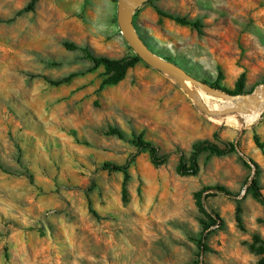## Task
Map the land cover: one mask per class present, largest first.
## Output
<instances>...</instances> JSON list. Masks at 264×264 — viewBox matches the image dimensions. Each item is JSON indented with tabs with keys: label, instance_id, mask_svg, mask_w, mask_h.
Wrapping results in <instances>:
<instances>
[{
	"label": "rangeland",
	"instance_id": "obj_1",
	"mask_svg": "<svg viewBox=\"0 0 264 264\" xmlns=\"http://www.w3.org/2000/svg\"><path fill=\"white\" fill-rule=\"evenodd\" d=\"M119 1L0 0V264H258L264 202L252 178L264 194V107L252 119L207 114L144 60L101 86L108 67L93 69L88 50L136 54ZM132 21L151 50L199 79L235 95L264 86V0H147ZM140 139L169 160L154 164ZM207 139L233 150L203 151L198 171L182 173L180 152L190 159Z\"/></svg>",
	"mask_w": 264,
	"mask_h": 264
},
{
	"label": "trees",
	"instance_id": "obj_2",
	"mask_svg": "<svg viewBox=\"0 0 264 264\" xmlns=\"http://www.w3.org/2000/svg\"><path fill=\"white\" fill-rule=\"evenodd\" d=\"M157 11L161 16L171 18V19L176 20L180 23L189 24V25H192L196 28H199V26H200V23L198 21H194V20L188 19V18L183 17V16H179V15H175L173 13H169L167 11L160 9V8H158ZM65 45L70 49L74 48L76 46L73 43H69V42H66ZM88 52H89L88 56L94 62V66L92 67L93 69L96 68L97 66H99L100 64H105L108 67L107 76L102 81L101 86H104L106 84L118 83L120 80H122L124 78V76L127 72V69L130 66H132L134 62L142 60L141 57L137 54H135L133 56L131 62H127L126 60H111L107 57L97 56V55H94L89 50H88ZM77 74L78 73H76V72H72L69 75H67V76H65L59 80L51 81V82L53 84H56V85L61 84V83H66V82H69ZM214 86H216V85H214ZM216 87L219 88V86H216ZM224 144H225V146H221L217 142H214V141L208 140V139L199 141L198 143H196L194 145V150L192 152V156L190 159H187L184 152H180V163H179V167H178L179 170L182 173H196L198 171L197 159H198L200 153H202L203 151H209V152L214 153V154L223 155V154H227L233 150V143L232 142H224ZM137 146L140 149L150 150L152 161L154 164H157V165L166 163L171 156L170 153H162L159 146L157 144H155L154 142L149 141V140L140 139L137 141ZM188 160L191 163L190 166H188ZM103 168L104 169L111 168L113 170H124V171H126L127 164L121 165V164H117L115 162H106L103 165ZM213 189H214V191L223 193L225 195H234L231 191L227 190L225 187L216 186V187H213ZM252 189L254 190L255 195L258 198H260V200H262L264 202V194L262 193L261 188H260L259 183H258V180L255 176L252 178ZM124 192H126V189H124ZM206 248H207V245L204 242V237H202L200 239V250L203 251V250H206ZM258 264H264V257L258 261Z\"/></svg>",
	"mask_w": 264,
	"mask_h": 264
},
{
	"label": "water",
	"instance_id": "obj_3",
	"mask_svg": "<svg viewBox=\"0 0 264 264\" xmlns=\"http://www.w3.org/2000/svg\"><path fill=\"white\" fill-rule=\"evenodd\" d=\"M145 1L147 0H120L118 7V23L123 37L127 40L130 46L134 49L136 54L141 57L142 60H144L148 65L178 78L181 81L182 86L187 90L189 96L191 98H194L196 104L204 109L207 114L227 113L230 112L231 109H227L224 111H213L204 103V101H202L201 99H197L196 95L186 87L185 80L191 81L195 85L202 86L205 92L214 96H218L221 98L242 97L244 101L238 103L239 107L245 106L249 108H255L264 101V90L261 93H258L255 90V94L246 93L238 95L226 92L207 81L195 77L175 61L167 59L151 50L138 35L132 21L134 12Z\"/></svg>",
	"mask_w": 264,
	"mask_h": 264
},
{
	"label": "bare ground",
	"instance_id": "obj_4",
	"mask_svg": "<svg viewBox=\"0 0 264 264\" xmlns=\"http://www.w3.org/2000/svg\"><path fill=\"white\" fill-rule=\"evenodd\" d=\"M185 85L191 92H195L196 93L197 99L204 100V102H206V104L209 106V108L222 109V108L229 107L227 109H231L230 112L217 114V115H225V114H228V113H231V112H235V111H239L241 109H245L246 111L243 112V116L246 119H252L256 115V112L261 110L264 107V101L259 106L255 107V108H249V107H245V106L244 107H239L238 103L244 101V99L242 97L224 98V99H228V100H226L224 103L218 104V103L214 102L215 101L214 99H216V98L214 96H210L209 93L207 94L206 92H204V89H203L202 86H199V87H201V89H199V90L195 89L194 90V88H192V86H191V85H194V84L191 81H188V80H185ZM263 90H264V86L259 88V89H257L256 91L258 93H261ZM254 94H255V92H254ZM249 101H251V100H249ZM227 109H224V110H227ZM224 110H220V111H224Z\"/></svg>",
	"mask_w": 264,
	"mask_h": 264
}]
</instances>
